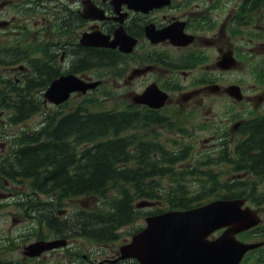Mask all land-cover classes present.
Returning <instances> with one entry per match:
<instances>
[{
  "label": "flooded vegetation",
  "instance_id": "af4514ba",
  "mask_svg": "<svg viewBox=\"0 0 264 264\" xmlns=\"http://www.w3.org/2000/svg\"><path fill=\"white\" fill-rule=\"evenodd\" d=\"M245 2L252 7V0H160L158 4L147 0H0V189H7L0 195L11 193L0 203V209L7 212L13 207L17 215L23 212L12 202L23 197L19 161L24 147L22 87L25 83L45 85L48 79H55L59 76L51 73L55 66L71 74L83 69L79 73L87 80L101 81L88 93L114 85L121 91L127 89L129 110L149 121L148 133L159 136L166 123L176 134L177 129L186 131L187 149L195 152L192 158L210 150L215 143L210 142L211 138L202 139L214 135L197 128L200 123L195 120L209 121L213 117L210 114L214 113L216 95L208 88L215 84L226 87L231 82V70L221 65L224 55L234 53L238 66L264 70L263 25L256 26L258 31L252 34L255 38L249 41L258 51L232 48V38L237 37L233 36V25L247 20ZM263 3L255 6L259 8ZM259 13L256 18L262 23L264 8ZM242 35L240 38H247V33ZM241 40L248 45L247 39ZM255 52L261 56L253 60L250 56ZM77 54L81 55L78 65ZM88 54H95L98 63H108L88 69ZM39 55L48 56L42 66L33 61ZM8 87L10 91L16 89V94L8 96ZM149 87L156 88L161 97L166 94L161 106L136 101ZM195 90L198 94H192ZM222 97L218 106L224 114L231 108L244 109V104L225 93ZM9 100L14 101L13 106H9ZM242 130L228 127L227 134L222 135L231 131L242 134ZM222 169L221 177L227 178L221 180L231 182V176L222 175L227 172ZM250 174L235 173L237 177ZM263 230L255 233L256 239L264 238ZM255 251L247 253L244 264H264V256L250 257Z\"/></svg>",
  "mask_w": 264,
  "mask_h": 264
},
{
  "label": "trees",
  "instance_id": "16d2710c",
  "mask_svg": "<svg viewBox=\"0 0 264 264\" xmlns=\"http://www.w3.org/2000/svg\"><path fill=\"white\" fill-rule=\"evenodd\" d=\"M261 1L252 0L251 6ZM77 55L78 65L81 55ZM87 60L88 69L103 62L98 63L100 60H96L95 54H88ZM103 63L108 62L105 60ZM51 73L57 76L61 70L55 66ZM51 80L46 81L47 85ZM42 87L32 83L23 86L24 99ZM11 92L15 95L16 89L8 91V96ZM90 102L92 100H85L72 110H56L49 123V116L45 118V124L37 133L24 132L20 169L23 182L26 184L28 179H33V182L29 181V193L24 192L25 196L15 203L24 209V213L30 211L38 219L37 232L33 233L36 239L59 236L70 240L84 238L92 244H109L119 238L120 229L148 214L136 207L138 200H163L172 207L189 208L204 198L201 195L187 196L191 190L187 183L182 182L185 181V173L181 170L174 173L170 167H159L161 163L173 164L178 157L150 148L145 135L130 132L131 128L143 129L148 120L128 110L94 111ZM8 104L13 106L14 101L9 100ZM24 104L27 105V100ZM65 106L67 103L62 107ZM35 108L38 110L40 106L35 105ZM32 143L37 146H29ZM242 143L245 147L238 151L239 161H243L245 168L264 173V123L251 121L247 138ZM158 152L160 154L157 157L153 155L149 161L151 154ZM167 173H173L178 181L161 183L156 180L155 177ZM199 186L200 193H209L215 185L203 183ZM221 187L229 193L249 194L248 197L253 199L258 184ZM92 196L100 199L95 208L68 210V201ZM64 210L67 212L59 213ZM71 256V264H85L82 249ZM68 258L65 254L63 259L50 264H69ZM0 264L22 263L0 260ZM39 264L48 263L42 261Z\"/></svg>",
  "mask_w": 264,
  "mask_h": 264
},
{
  "label": "water",
  "instance_id": "95a60500",
  "mask_svg": "<svg viewBox=\"0 0 264 264\" xmlns=\"http://www.w3.org/2000/svg\"><path fill=\"white\" fill-rule=\"evenodd\" d=\"M233 64L232 58L225 60L226 67ZM55 80L48 88L46 96L57 104L67 100L73 91L86 92L98 84L87 83L75 75H63ZM228 91L233 96L242 97L237 85L230 86ZM142 101L148 100L144 98ZM242 203L243 201L238 199L216 200L191 210H172L149 216L147 227L135 234L131 242L121 246V256L113 262L135 258L141 264H238L247 250L259 244H241L235 249L236 245H231V236L219 237L212 243L207 242L205 238L220 226L233 224L234 232H238L256 225L259 219L249 208L242 210ZM149 204L141 202L138 207ZM66 244V239L41 240L30 244L26 254L38 256L46 250ZM227 245L234 250L232 254L226 251L229 248ZM212 247L215 248L213 252L216 254L209 256L206 249Z\"/></svg>",
  "mask_w": 264,
  "mask_h": 264
},
{
  "label": "rangeland",
  "instance_id": "374dc122",
  "mask_svg": "<svg viewBox=\"0 0 264 264\" xmlns=\"http://www.w3.org/2000/svg\"><path fill=\"white\" fill-rule=\"evenodd\" d=\"M240 35L241 34H238L237 37L232 38L233 50L236 49L237 51H243V52L244 51L252 52V51H258L259 50L254 45L251 47L249 45L248 40H247L248 45L245 46L244 45L245 41L242 42L241 39H247V38H240ZM242 36H244V35H242ZM262 41L264 42V39ZM256 54L257 53L255 52L253 55L250 56V58H253V60L256 59ZM242 58H243V56H242ZM246 58H249V57H246ZM63 59L66 60L67 56L65 55ZM240 80H242L243 83H238V81H240ZM231 83L240 84L242 86V88L245 90V94H248V97H250L248 99L246 98V100L248 102L246 103V107L244 109L245 113H247V114L254 113L255 114V112H259L262 108L264 109V106H263L264 103H263V99H262V97H264V86H263L262 91L259 90L260 83H258V81L254 77L251 70L243 67L242 65H240L237 68L232 69L231 70ZM113 88L116 89L117 87L115 85L113 87H110V89H113ZM41 92H39V94H41ZM106 92H108V90ZM93 93L94 92H91V93L85 94V95H87V97H94L97 95L96 93H94V94ZM80 96H83V95L77 94V97H80ZM77 97L75 99L76 101L71 100L70 104H68V107L63 108V110H67V108L70 109V108L75 107V104L81 99V98H77ZM115 98H116V96L112 97V100H114ZM260 98H261V100H260ZM121 99L124 101H126L128 99L127 91L123 92V95H121ZM103 101H106V100H103ZM214 101H215V103L213 104V106H215L214 107L215 114L212 112L210 114V116H213V117L210 119L216 120L217 122H220L223 126H226V125L228 126L231 123H233L234 121H235L234 123L238 122V120H237L238 118L233 120V117L231 115L224 114L223 109L219 110V108H216V106H218V104H220L223 101L222 94L216 95ZM115 106H116V104L113 101H109V102H105L101 105L97 103V104L93 105L91 108L94 110H104V109L115 108ZM251 107H254L255 111ZM56 108H58V107H56ZM49 109H52V106H49ZM250 116L251 115L244 116V117H250ZM199 120L200 119H197L195 121L198 122ZM36 122H37V118H35V121L27 127H29V128L34 127L36 125ZM206 132H208V131H206ZM165 133L167 134L166 137L168 139H172L176 135L175 132H166L165 131ZM207 136L208 135H206V137ZM177 137H178V139H185L184 137H181L180 135H177ZM139 138H137V142L140 141ZM207 139L208 138H204L202 140L205 141ZM237 141H238V137H236L235 134H233L232 136H229V143L230 144H232L233 142H237ZM213 147H215V146H213ZM212 149H215V148H212ZM227 167L228 166L224 165V168H227ZM203 170H208L209 173H211V174H218V177H221V175L219 173L224 172V169H222L221 165H215V166H212L208 169H203ZM230 170H231V168H230ZM231 171H233V170H231ZM226 174H227V176H229L230 173L225 172L222 175H226ZM226 178L227 177H225V179ZM189 182L192 184H195V185L199 184L194 179H191ZM247 183H248V185H252L253 181L247 182ZM221 184L222 183H217V185H221ZM219 189H220V186H216V188H214V192L215 191L220 192ZM245 189H246L245 191H247V188H245ZM1 191H7V189H0V192ZM255 192H259L257 190V188L255 189ZM10 195H11V193H6L4 195H0V203H3L4 201H6V199H8L10 197ZM99 202H100L99 196L80 197V198H76L72 201H68L67 208L69 210H73L76 208H83V207L88 208V209H90V208L93 209V208H95L96 204ZM162 208L165 209L166 205H163ZM13 209H15V208L11 207L8 209L7 212H4V210L0 209V240H2V241H0V250L2 253L0 256L7 257L8 260L21 261L25 264H32V263H34L35 260L34 259L30 260L24 255V248L27 244L36 240V237L33 233L37 231L38 227L33 228L34 227V226H32L33 219L30 216V214L24 213L23 216L17 215V214L13 213V211H12ZM17 209H19V207ZM146 210H147V208H145V210L143 209V211H146ZM261 217L264 218V207L261 210ZM14 219H16V221ZM145 224H146L145 215L143 214L141 217H139L133 223H131V224L123 227L122 229H120L119 230L120 236L117 240H115L109 244H105V245L92 244L91 242L87 241L84 238H78L77 240H74V241L76 244H78L77 248L82 249V254L87 255L88 258H90L92 260L97 259L100 261L103 259V257H106V256H108L109 258L115 257L116 252L119 249V246L124 242L130 241L132 238L133 232L136 229L144 227ZM8 238H11L12 241L8 242L6 240ZM46 241H49V240H46ZM71 246H73V245L70 243L69 244L70 249H72ZM227 249L229 251H232L230 248H227ZM235 249H238V247H235ZM65 254L67 255V257L71 256L67 253L66 249H58V250H55L53 252H49V253L44 254L42 259H43V261H45L47 263H54L60 259H63L65 257Z\"/></svg>",
  "mask_w": 264,
  "mask_h": 264
},
{
  "label": "bare ground",
  "instance_id": "6f19581e",
  "mask_svg": "<svg viewBox=\"0 0 264 264\" xmlns=\"http://www.w3.org/2000/svg\"><path fill=\"white\" fill-rule=\"evenodd\" d=\"M55 81H56V80H55ZM55 81H54V82H55ZM54 82H53V83H54ZM55 84H56V83H55ZM51 86H52V85H51ZM227 213H228V212H227ZM179 224H180V223H179ZM181 224H182V223H181ZM181 229H182V228H181ZM213 249H215V248L212 247V249H206V250L208 251L209 256H211V255H213V254H216V253L213 252ZM203 257H204V256H203ZM206 257H207V256H206Z\"/></svg>",
  "mask_w": 264,
  "mask_h": 264
}]
</instances>
